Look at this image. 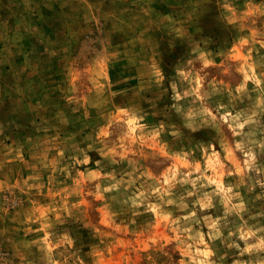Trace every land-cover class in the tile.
I'll use <instances>...</instances> for the list:
<instances>
[{"label": "rangeland", "instance_id": "rangeland-1", "mask_svg": "<svg viewBox=\"0 0 264 264\" xmlns=\"http://www.w3.org/2000/svg\"><path fill=\"white\" fill-rule=\"evenodd\" d=\"M0 264H264V0H0Z\"/></svg>", "mask_w": 264, "mask_h": 264}]
</instances>
